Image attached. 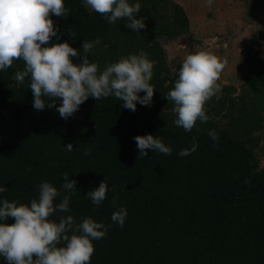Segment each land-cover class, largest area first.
<instances>
[{"label":"trees","instance_id":"1","mask_svg":"<svg viewBox=\"0 0 264 264\" xmlns=\"http://www.w3.org/2000/svg\"><path fill=\"white\" fill-rule=\"evenodd\" d=\"M130 2L141 4L137 16L144 18L145 28L140 32L127 28L126 19L109 24L82 0H64L71 11L67 17L51 15L59 31L49 43L68 41L83 53V42L99 37L101 43L88 55L101 71L143 50L155 61L150 81L155 103L137 102L133 112L114 97H89L65 120L55 108H33L29 80L18 84L13 79L24 68L23 60H15L0 71V186L6 188L0 200L30 204L43 181L63 195V174L68 173L77 181L71 211L50 219L59 222L61 215L71 214L77 223L90 216L112 225L105 237L93 241L90 264H264V57L255 49L264 27L249 41L239 91L223 84L220 75L221 90L205 105L208 121L198 120L186 132L174 124V103L164 96L186 55L170 59L165 44L186 34L190 42L189 15L175 0ZM72 59L80 63L82 57ZM213 129L219 137L215 146L208 135ZM147 134L170 146L171 155L149 150L137 159L134 137ZM194 136L197 150L180 156ZM68 143L71 152L65 151ZM105 178L107 198L96 207L86 193ZM59 202L58 197L54 203ZM120 206L128 212L123 227L111 221ZM0 264L7 261L0 257Z\"/></svg>","mask_w":264,"mask_h":264},{"label":"clouds","instance_id":"2","mask_svg":"<svg viewBox=\"0 0 264 264\" xmlns=\"http://www.w3.org/2000/svg\"><path fill=\"white\" fill-rule=\"evenodd\" d=\"M85 7L104 16L109 24L126 19V27L133 32L145 28L143 17L137 16L141 4L130 0H82ZM212 4V0H208ZM71 9L64 0H0V71H7L15 60H23V70H17L13 79L18 84L29 80L28 88L33 94V108L42 111L55 108L60 117L67 120L79 107L92 97H114L121 106L133 112L137 102L150 106L155 89L150 85L155 61L141 50L108 64L102 71L96 62H90L89 53L101 43L99 37L85 40L83 53L68 41L50 44L59 31L51 15L67 17ZM71 37L74 33L69 32ZM47 45V46H45ZM81 56L80 63L73 57ZM227 63L208 51H194L183 58L174 87L164 96L174 103V124L186 132H192L197 121L209 119L206 103L221 90L220 75ZM176 74V70L173 69ZM141 92L145 94L140 95ZM57 101H61L57 107ZM199 131V130H197ZM214 142L219 140L215 130L208 133ZM139 158L148 151L171 155L172 148L152 134L134 137ZM198 148L196 137L190 148L182 149L180 156L190 155ZM73 144L65 145L71 152ZM85 155L89 151H85ZM61 194L49 181L37 185L38 197L30 204H18L7 199L0 200V257L7 264H90L94 254V240L105 237L107 227L92 217L77 223L73 215H61L59 222L50 217L56 213H70V202L76 196L77 181L63 174ZM245 183H250L246 180ZM115 185L112 191L115 192ZM6 188L0 186V193ZM109 185L105 178L98 187L89 190L86 196L99 207L107 198ZM59 203H54L56 198ZM118 194L113 196V205ZM127 209L120 206L111 215L112 224L124 226ZM13 219L14 223H8ZM63 245V246H59Z\"/></svg>","mask_w":264,"mask_h":264},{"label":"crops","instance_id":"3","mask_svg":"<svg viewBox=\"0 0 264 264\" xmlns=\"http://www.w3.org/2000/svg\"><path fill=\"white\" fill-rule=\"evenodd\" d=\"M199 2L202 5H198ZM198 3L196 4V0H191L188 6H185L192 28H195L199 22V25H203L201 26L202 33L207 39L215 36H219V38L220 36L229 37L233 40L236 53H241L244 49L240 56L241 60L239 59L242 65L240 63L239 68L236 69L238 71L237 76L241 77V74L247 70L244 59L249 41L255 34H259L264 27V0H231L229 2L228 0H212V4H208V6L206 5L208 0H204V2L198 0ZM216 14L218 15L217 18L227 16L229 21L226 25L213 23ZM198 28L195 30L198 31ZM255 49L264 57V39L261 38L260 43L255 45ZM227 81L229 83V80Z\"/></svg>","mask_w":264,"mask_h":264},{"label":"rangeland","instance_id":"4","mask_svg":"<svg viewBox=\"0 0 264 264\" xmlns=\"http://www.w3.org/2000/svg\"><path fill=\"white\" fill-rule=\"evenodd\" d=\"M177 2L182 3L184 6H188V4L190 3L191 0H175ZM231 0H228V2ZM202 2H204V0H202ZM198 3V0H196V4ZM215 3V1H214ZM213 3V4H214ZM201 3L199 2L198 5H200ZM202 5V4H201ZM208 6V3L206 4ZM207 9V7H206ZM218 12H220L218 10ZM217 14L216 17H214L215 20H213V23H220L222 26L226 25V23L229 21V19L227 18V16H220L219 18H217ZM232 19H234V17H232ZM212 20V19H211ZM209 21V20H208ZM219 21V22H217ZM200 23L198 22V24L195 26V28H192V25L190 23V35H191V39L190 42H186V39L188 37H190L188 34H186V37L179 39V41H175V42H169L166 43L165 46L167 48L168 51V55L170 57V59H173L175 56L178 57H182L185 55H188L190 52L189 48L193 49L194 51H208L211 52L212 54L217 55L219 58H221V60H226L227 63L225 64V67L223 68L222 72H221V77L222 79L225 80V82H223V84L225 85H232L235 86L238 91L240 89V86L243 82V74H241V77L237 76L238 71L236 69L239 68L240 65V56L241 53L244 52V49L238 53H236V49L233 47V40L225 37H221L219 38V36H215V37H210V38H206L203 33H202V27L203 25H199ZM220 25V26H221ZM233 26V24H232ZM199 27V28H198ZM198 28V31L195 30ZM257 33V32H256ZM185 43H188V45ZM240 59V60H239ZM242 65V63H241ZM229 80V83L228 81ZM263 164H264V157H263Z\"/></svg>","mask_w":264,"mask_h":264},{"label":"water","instance_id":"5","mask_svg":"<svg viewBox=\"0 0 264 264\" xmlns=\"http://www.w3.org/2000/svg\"><path fill=\"white\" fill-rule=\"evenodd\" d=\"M221 81H222V82H225L224 79H222ZM144 94H145V93H144ZM144 94H143V95H144ZM154 103H155V100L152 98V102H151V104H154Z\"/></svg>","mask_w":264,"mask_h":264}]
</instances>
